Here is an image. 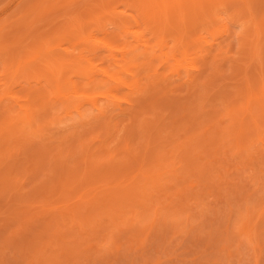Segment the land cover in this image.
Here are the masks:
<instances>
[{
  "label": "rangeland",
  "instance_id": "rangeland-1",
  "mask_svg": "<svg viewBox=\"0 0 264 264\" xmlns=\"http://www.w3.org/2000/svg\"><path fill=\"white\" fill-rule=\"evenodd\" d=\"M0 264H264V0H0Z\"/></svg>",
  "mask_w": 264,
  "mask_h": 264
},
{
  "label": "bare ground",
  "instance_id": "bare-ground-1",
  "mask_svg": "<svg viewBox=\"0 0 264 264\" xmlns=\"http://www.w3.org/2000/svg\"><path fill=\"white\" fill-rule=\"evenodd\" d=\"M63 93H64V92H63ZM66 95H67V94H66ZM3 112H4V111H3ZM3 112H2V113H3ZM3 115H4V113H3Z\"/></svg>",
  "mask_w": 264,
  "mask_h": 264
}]
</instances>
